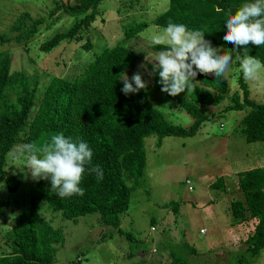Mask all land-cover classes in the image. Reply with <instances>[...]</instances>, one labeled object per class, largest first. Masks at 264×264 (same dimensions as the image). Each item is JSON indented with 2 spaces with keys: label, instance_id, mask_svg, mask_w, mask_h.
I'll return each mask as SVG.
<instances>
[{
  "label": "trees",
  "instance_id": "obj_1",
  "mask_svg": "<svg viewBox=\"0 0 264 264\" xmlns=\"http://www.w3.org/2000/svg\"><path fill=\"white\" fill-rule=\"evenodd\" d=\"M101 0H75L53 7L46 18H32L27 12L16 15L0 34V44H25L40 26H50L60 16L72 17V23L64 30L55 32L38 48L48 52L59 43L80 39L95 18V7ZM247 0H168L167 7L152 23L160 28L169 21L183 23L193 30L205 32V39L228 50L233 45L223 40L227 31L224 25L229 12H234ZM59 12L52 20L51 16ZM48 20V22H47ZM145 24L139 23L124 29V38L137 34ZM154 51L165 50L163 45H150ZM83 48H91L85 38ZM264 62V45H249L246 50ZM138 58L127 47L114 45L103 48L73 79L51 76L35 102L33 79L23 71L10 72L8 51H0V180L9 191L19 184L18 173L4 176L5 155L16 143L24 146H41L50 142L55 134L63 133L74 141L83 140L93 151L92 164L103 170V179L95 174L84 175L80 184L83 196L61 198L51 190L49 180L35 179L28 190L27 210L18 212L16 222L3 244L8 251L0 253V264H51L56 246L63 241L59 228L39 215L44 206L51 212L59 211L64 219L75 220L86 214H96L99 223L119 228V215L128 208L130 191L138 186L144 173V139L155 136V146L166 136L192 137L199 130L208 114L204 106L218 105L228 93L225 77L219 78L198 73L195 90L175 97L161 91L158 74L153 75V86L163 96L190 116L187 127L172 124L153 107L145 92L125 95L122 92L121 74ZM152 70V66H149ZM240 93L233 92L230 103L222 111H243L239 133L247 143L264 142V102L249 98V91L242 72L238 77ZM37 107V115L28 121L30 112ZM222 177H217L210 188L224 189ZM237 188L242 199H232L229 211L233 223L254 218L256 223L250 234L242 241L236 264H246L245 257H255L264 249V166L253 167L236 174ZM6 201L0 200V220ZM177 213L178 202L168 201L162 205ZM153 229L151 226L150 229ZM127 236V235H126ZM126 236H124L126 238ZM128 236L126 239H130ZM189 257L197 256L195 249L184 244ZM177 261L173 258L172 262Z\"/></svg>",
  "mask_w": 264,
  "mask_h": 264
},
{
  "label": "rangeland",
  "instance_id": "obj_2",
  "mask_svg": "<svg viewBox=\"0 0 264 264\" xmlns=\"http://www.w3.org/2000/svg\"><path fill=\"white\" fill-rule=\"evenodd\" d=\"M65 1L0 0V34L7 32L16 15L27 12L32 18H46L53 7ZM68 1L75 3V0ZM167 4L168 0H101L95 7L91 26L80 39L63 41L48 52L39 50L40 43L72 23V17L62 15L54 24L40 26L25 44H0V51L9 53L10 72L23 71L33 79L31 88L33 85L37 88L34 90L36 102L51 76L73 79L103 48L114 45L130 48L138 58L120 79L127 76L131 82L132 76L139 72L147 82L142 90L151 105L170 123L187 127L190 116L155 89L150 75L149 66H153L152 60L160 52L151 49L152 37L163 30L152 21ZM139 23L145 26L134 36L124 38V29ZM85 38L91 43L88 50L83 48ZM211 46L219 49V54L232 51L213 43ZM232 55L235 58L236 53ZM240 73L239 61L234 59L223 74L228 85L226 97L216 106H204L208 119L194 136H166L158 147L155 136L144 139V173L138 186L130 191L127 210L118 216L120 232L100 224L96 214L68 220L59 211L40 207L41 218L53 228H59L63 236L51 264H171L173 258L177 261L172 264H236L233 255L239 253L242 239L248 235L246 229L250 230L256 223L254 218L252 223H246L250 218L238 222L243 226L235 229L242 233L239 240L233 238L234 230L232 235L228 231L225 237V228L232 222L229 202L242 199L236 174L264 165V142L247 143L238 131L243 111H222L230 103V95L240 93ZM245 83L249 98L264 102V83ZM36 115L37 107H34L28 121ZM22 151L23 145L16 143L5 155L4 176L18 173L20 177L14 191H9L4 180H0V200L7 202L0 220V253L8 251L3 240L11 233L18 212L27 210L28 190L35 182L24 166L25 160L14 158ZM219 176L224 189L210 188ZM168 201L178 202L176 214L162 207ZM184 244L195 248L197 256L189 257ZM245 258L246 264H264V249L255 257Z\"/></svg>",
  "mask_w": 264,
  "mask_h": 264
},
{
  "label": "clouds",
  "instance_id": "obj_3",
  "mask_svg": "<svg viewBox=\"0 0 264 264\" xmlns=\"http://www.w3.org/2000/svg\"><path fill=\"white\" fill-rule=\"evenodd\" d=\"M224 25L227 31L223 40L234 46L230 53L219 54V49L205 39V32L189 29L183 23L169 21L152 37L153 45L165 46V50L152 60L155 63L150 73L158 74L162 92L172 97L192 92L198 73L219 78L228 71L234 59L239 61L245 81L264 83V62L242 51L249 45H264V0H247L227 14ZM232 52L236 53L235 58ZM122 80L125 95L147 87L139 72L132 76L131 82L127 76ZM14 158L25 160L24 166L33 179H50L51 190L61 198L85 194L80 184L86 172L95 174L98 180L103 179V170L92 164L93 151L88 143L74 141L63 133L53 135L50 142L41 146L25 145Z\"/></svg>",
  "mask_w": 264,
  "mask_h": 264
},
{
  "label": "crops",
  "instance_id": "obj_4",
  "mask_svg": "<svg viewBox=\"0 0 264 264\" xmlns=\"http://www.w3.org/2000/svg\"><path fill=\"white\" fill-rule=\"evenodd\" d=\"M262 166H264V165H262ZM249 168H253V167H249ZM249 168H247V169H249ZM252 220H254L253 218H250L249 220H247L246 221V223H252ZM242 224V222L241 223H233V222H231V223H229L227 226H226V231H227V233H226V236L225 237H227L228 236V231H229V235H232V230H234L235 231V229H240V228H243V226L241 225ZM255 224V223H254ZM252 228H250V230H248V228L246 229L247 231H248V234H250L251 233V231H252V229H253V225L251 226ZM246 231V232H247ZM200 232H201V230H200ZM239 234L240 235H242V233L240 232V230H239V232H237V231H235L234 232V234H233V238H236V239H238L239 240ZM245 236H247V234L245 235ZM246 238V237H245ZM244 238V239H245ZM244 239H242V240H244ZM235 240V239H234ZM189 246V245H188ZM195 249V248H194ZM196 253L198 254V252L196 251Z\"/></svg>",
  "mask_w": 264,
  "mask_h": 264
},
{
  "label": "built area",
  "instance_id": "obj_5",
  "mask_svg": "<svg viewBox=\"0 0 264 264\" xmlns=\"http://www.w3.org/2000/svg\"><path fill=\"white\" fill-rule=\"evenodd\" d=\"M152 229V228H151Z\"/></svg>",
  "mask_w": 264,
  "mask_h": 264
}]
</instances>
